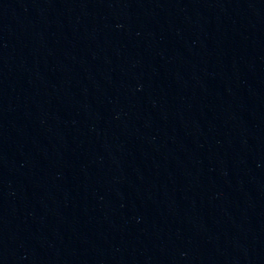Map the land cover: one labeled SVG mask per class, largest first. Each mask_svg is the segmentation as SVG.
<instances>
[{
  "label": "water",
  "instance_id": "1",
  "mask_svg": "<svg viewBox=\"0 0 264 264\" xmlns=\"http://www.w3.org/2000/svg\"><path fill=\"white\" fill-rule=\"evenodd\" d=\"M107 264H264V0H0Z\"/></svg>",
  "mask_w": 264,
  "mask_h": 264
}]
</instances>
